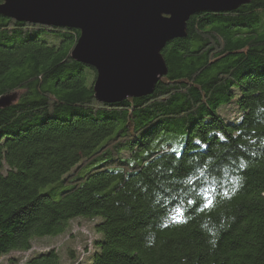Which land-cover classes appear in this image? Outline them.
Listing matches in <instances>:
<instances>
[{"label": "trees", "instance_id": "trees-1", "mask_svg": "<svg viewBox=\"0 0 264 264\" xmlns=\"http://www.w3.org/2000/svg\"><path fill=\"white\" fill-rule=\"evenodd\" d=\"M186 32L151 95L109 106L70 57L77 29L0 15V98L17 92L0 108V257L59 264L35 239L86 218L71 264H264V0Z\"/></svg>", "mask_w": 264, "mask_h": 264}, {"label": "water", "instance_id": "water-1", "mask_svg": "<svg viewBox=\"0 0 264 264\" xmlns=\"http://www.w3.org/2000/svg\"><path fill=\"white\" fill-rule=\"evenodd\" d=\"M250 0H0V15L19 22L77 29L72 60L94 69L97 102L112 106L151 95L167 73L165 45L187 35L199 13L232 12ZM17 92L0 98L11 105Z\"/></svg>", "mask_w": 264, "mask_h": 264}, {"label": "rangeland", "instance_id": "rangeland-1", "mask_svg": "<svg viewBox=\"0 0 264 264\" xmlns=\"http://www.w3.org/2000/svg\"><path fill=\"white\" fill-rule=\"evenodd\" d=\"M94 79V78H93ZM92 220L86 218H75L70 222L69 231L71 233L62 234L61 236H46L41 238H36L33 243L34 250H48L51 248L57 249L60 253V262L59 264H64L65 261L67 264H71L73 259H77L79 256L80 249L84 248L86 241L89 243L95 237L92 232ZM85 232H88L91 237L86 238ZM90 248V247H89ZM70 250L73 252V257L69 255ZM29 252H11L7 256H1L0 262L2 264H12L9 259L21 258L22 263L27 257ZM62 254V255H61ZM86 262H84L85 264Z\"/></svg>", "mask_w": 264, "mask_h": 264}, {"label": "snow or ice", "instance_id": "snow-or-ice-1", "mask_svg": "<svg viewBox=\"0 0 264 264\" xmlns=\"http://www.w3.org/2000/svg\"><path fill=\"white\" fill-rule=\"evenodd\" d=\"M172 151L173 152H176V149H172ZM244 165L242 164L241 165V167H243ZM201 175H203V173L201 174ZM189 184H192L193 183V178H189L188 179V181H187ZM211 189V190H210ZM195 191V190H194ZM212 191H215V189L214 188H211V186H209V187H203V186H201L200 187V190L199 191H196L195 192V195L197 196V197H199V196H203L204 197V207L205 208H208V207H211L212 206V204H213V200L210 198L211 197V192ZM224 195H227V192H225L224 193ZM187 203L189 204V205H193L194 206V209L193 210H197L198 209V207H199V201L198 200H193V199H188L187 200ZM177 213H179V215H174V219L175 220H182V218H183V213H184V209L183 208H177L176 210H175Z\"/></svg>", "mask_w": 264, "mask_h": 264}]
</instances>
